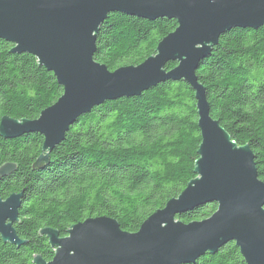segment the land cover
<instances>
[{
	"label": "trees",
	"instance_id": "trees-1",
	"mask_svg": "<svg viewBox=\"0 0 264 264\" xmlns=\"http://www.w3.org/2000/svg\"><path fill=\"white\" fill-rule=\"evenodd\" d=\"M177 21H154L110 13L100 26L94 58L113 71L139 65L156 53L159 42ZM0 39V122L3 117L36 119L62 95L56 77L29 53H14ZM177 62H168L173 69ZM198 81L206 88L212 118L238 145H250L258 177L264 181V25L234 28L223 34L199 63ZM197 101L191 85L166 81L135 97L94 107L70 126L64 140L38 164L44 137L0 134V167L16 171L0 180V198L23 192L14 224L22 245L0 235V264H35L55 255L47 227L67 235L90 217L108 216L122 230L135 233L155 211L177 197L196 177L201 144ZM211 202L177 215L184 223L212 216ZM188 264H248L235 242Z\"/></svg>",
	"mask_w": 264,
	"mask_h": 264
},
{
	"label": "water",
	"instance_id": "water-1",
	"mask_svg": "<svg viewBox=\"0 0 264 264\" xmlns=\"http://www.w3.org/2000/svg\"><path fill=\"white\" fill-rule=\"evenodd\" d=\"M115 12L150 21L175 19L177 27L144 62L111 71L94 54L100 26ZM263 25L264 0H0V39L13 43L14 53L36 57L63 88L38 118L5 116L0 122L4 138L28 133L44 137L38 164L48 159L80 116L166 81L191 85L201 131L196 177L137 232L122 230L108 216L76 223L64 237L47 227L41 233L55 255L50 261L37 256L35 264H188L229 242H235L248 264H264V181L258 177L254 152L248 144L238 145L212 118L206 88L196 75L223 34ZM168 62L177 65L168 70ZM16 169L15 163L3 164L0 180ZM22 199L23 192L0 198V235L13 245L25 243L14 227ZM211 202L218 207L209 218L189 223L177 219Z\"/></svg>",
	"mask_w": 264,
	"mask_h": 264
}]
</instances>
